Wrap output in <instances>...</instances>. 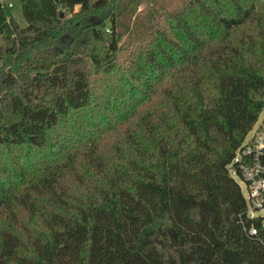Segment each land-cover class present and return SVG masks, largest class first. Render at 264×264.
<instances>
[{
  "label": "trees",
  "instance_id": "1",
  "mask_svg": "<svg viewBox=\"0 0 264 264\" xmlns=\"http://www.w3.org/2000/svg\"><path fill=\"white\" fill-rule=\"evenodd\" d=\"M14 1L0 264H264L229 169L264 112V0H189L129 49L122 0Z\"/></svg>",
  "mask_w": 264,
  "mask_h": 264
},
{
  "label": "rangeland",
  "instance_id": "2",
  "mask_svg": "<svg viewBox=\"0 0 264 264\" xmlns=\"http://www.w3.org/2000/svg\"><path fill=\"white\" fill-rule=\"evenodd\" d=\"M189 0H122L117 11V34L121 38L122 48L129 49L136 44L144 45L152 34L153 25L158 27L165 26L164 16L180 12ZM13 17L22 26H27L19 4L15 3L12 10ZM111 21H107L110 24ZM264 119V112L260 115L252 131L247 135V140L253 135L257 127ZM230 175L241 187L244 195H247V189L242 177L236 172L233 166H230ZM251 218L261 217L264 223V210L254 211L249 208Z\"/></svg>",
  "mask_w": 264,
  "mask_h": 264
},
{
  "label": "built area",
  "instance_id": "3",
  "mask_svg": "<svg viewBox=\"0 0 264 264\" xmlns=\"http://www.w3.org/2000/svg\"><path fill=\"white\" fill-rule=\"evenodd\" d=\"M0 5L2 8L13 9L15 1L0 0ZM61 10L65 11L63 8ZM237 160H240L242 179L247 189V195L244 196L249 208L254 211L264 210V119L248 140L246 137ZM250 233L255 234L256 230L253 228Z\"/></svg>",
  "mask_w": 264,
  "mask_h": 264
},
{
  "label": "water",
  "instance_id": "4",
  "mask_svg": "<svg viewBox=\"0 0 264 264\" xmlns=\"http://www.w3.org/2000/svg\"><path fill=\"white\" fill-rule=\"evenodd\" d=\"M102 20H99L98 22H101Z\"/></svg>",
  "mask_w": 264,
  "mask_h": 264
}]
</instances>
